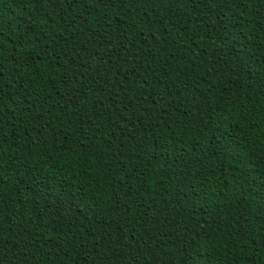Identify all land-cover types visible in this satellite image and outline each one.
Masks as SVG:
<instances>
[{
    "label": "trees",
    "instance_id": "obj_1",
    "mask_svg": "<svg viewBox=\"0 0 264 264\" xmlns=\"http://www.w3.org/2000/svg\"><path fill=\"white\" fill-rule=\"evenodd\" d=\"M34 8L0 0V264H264V0L93 5L55 59Z\"/></svg>",
    "mask_w": 264,
    "mask_h": 264
},
{
    "label": "snow or ice",
    "instance_id": "obj_2",
    "mask_svg": "<svg viewBox=\"0 0 264 264\" xmlns=\"http://www.w3.org/2000/svg\"><path fill=\"white\" fill-rule=\"evenodd\" d=\"M30 2L35 4L32 18L36 23L20 37L21 47L24 45H30L33 48L43 46L44 54L48 55L51 52L52 59L58 55L54 49L60 48V41H63L66 46L68 45V39H65L64 36L65 32L68 33L71 40L75 41L82 34V31L86 30L83 28L87 24L85 16L93 15L90 10L91 6L115 7L116 4V0H30ZM129 2L136 3L138 0H129ZM46 8H50L51 12L56 13V15L53 16L51 12H47ZM77 9L80 11L77 12ZM58 21L62 23H58ZM57 29H62V31H57ZM2 36L3 33L0 32V37ZM49 66L55 68L56 64L52 63ZM0 68H3L2 62H0ZM60 79L61 81L70 79L66 70ZM0 159H3L2 155H0Z\"/></svg>",
    "mask_w": 264,
    "mask_h": 264
}]
</instances>
